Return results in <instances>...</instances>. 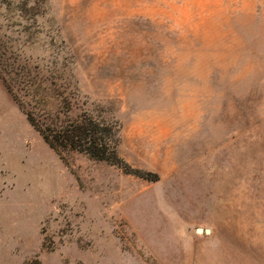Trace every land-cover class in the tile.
Segmentation results:
<instances>
[{"label": "rangeland", "instance_id": "rangeland-1", "mask_svg": "<svg viewBox=\"0 0 264 264\" xmlns=\"http://www.w3.org/2000/svg\"><path fill=\"white\" fill-rule=\"evenodd\" d=\"M0 65L159 176L60 157L0 79V264H264V0H0Z\"/></svg>", "mask_w": 264, "mask_h": 264}, {"label": "trees", "instance_id": "trees-1", "mask_svg": "<svg viewBox=\"0 0 264 264\" xmlns=\"http://www.w3.org/2000/svg\"><path fill=\"white\" fill-rule=\"evenodd\" d=\"M4 71H6L5 68L0 65V79L4 82L7 91L20 105L30 124L60 157L64 152H78L93 160L117 166L128 174L142 177L151 182L159 180L158 175L133 169L121 158L118 151L120 145L118 127L111 123L99 122L86 115L71 120L62 111L58 113H49L41 109L39 111L37 107L21 100L20 95L15 90L16 82L12 77L6 78ZM24 84L31 86L30 80ZM27 107H31V109Z\"/></svg>", "mask_w": 264, "mask_h": 264}, {"label": "water", "instance_id": "water-1", "mask_svg": "<svg viewBox=\"0 0 264 264\" xmlns=\"http://www.w3.org/2000/svg\"><path fill=\"white\" fill-rule=\"evenodd\" d=\"M210 231L209 230H207V233H209Z\"/></svg>", "mask_w": 264, "mask_h": 264}]
</instances>
